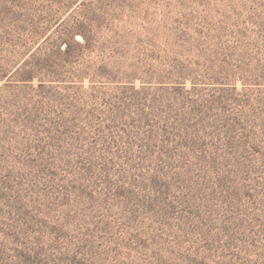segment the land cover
Masks as SVG:
<instances>
[{
	"label": "rangeland",
	"instance_id": "obj_1",
	"mask_svg": "<svg viewBox=\"0 0 264 264\" xmlns=\"http://www.w3.org/2000/svg\"><path fill=\"white\" fill-rule=\"evenodd\" d=\"M25 11L0 52V264H264V0Z\"/></svg>",
	"mask_w": 264,
	"mask_h": 264
},
{
	"label": "trees",
	"instance_id": "obj_2",
	"mask_svg": "<svg viewBox=\"0 0 264 264\" xmlns=\"http://www.w3.org/2000/svg\"><path fill=\"white\" fill-rule=\"evenodd\" d=\"M25 13V0H0V52L5 44L19 43L15 39L24 28ZM73 34L82 33L75 31ZM21 61L22 57L19 55L13 66V69H16L13 74L18 76L19 81H31L34 78L33 70L25 71L24 62ZM9 70L10 68L4 67V70L0 72V80L6 77Z\"/></svg>",
	"mask_w": 264,
	"mask_h": 264
}]
</instances>
